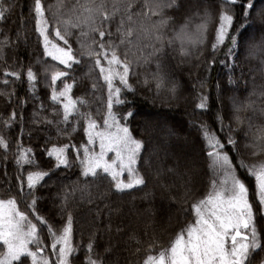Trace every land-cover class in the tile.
Here are the masks:
<instances>
[{
  "label": "snow or ice",
  "instance_id": "snow-or-ice-1",
  "mask_svg": "<svg viewBox=\"0 0 264 264\" xmlns=\"http://www.w3.org/2000/svg\"><path fill=\"white\" fill-rule=\"evenodd\" d=\"M18 7L16 0H0V98L11 109L7 115L0 112V264H132L142 248H159L143 264H264V6L257 8L254 0H32L30 15L42 52L32 54L26 65L20 52L30 37L23 12L14 34L4 28ZM253 26L259 35L241 61L238 37ZM216 65L227 70V84L242 81L247 92L243 99L230 97L228 122L219 113L218 129L194 120L202 138L198 151L188 144L146 147L131 127L128 94L143 88L154 101L173 106L189 90L196 100L192 114L199 109L202 115L209 111V75ZM80 67L87 71L77 78L73 73ZM97 70L103 97L93 78ZM177 70L187 72L183 83ZM84 80L91 83H83L84 94L74 97L73 88ZM17 81L27 84L29 98L17 96ZM42 82L51 103L38 94ZM214 87L217 99L234 91L220 80ZM30 102L28 138L55 131L68 140L45 147L54 158L48 170L20 139ZM14 126L20 136L13 140ZM78 128L86 136L79 146L71 140ZM51 139L47 136L45 145ZM142 153L149 157L143 171L138 166ZM201 153L212 174L206 192L199 184ZM74 166L77 178L60 184L54 195L50 190L60 217L54 226L38 210L41 193L54 169ZM133 192L143 193L144 206L133 203L124 214L128 224L121 219L124 227L115 229L119 235L135 225L121 248L112 242V217L122 211L112 206V197ZM84 206H92L87 209L91 230L87 242L82 230L76 244L73 211ZM174 228L168 246H162L161 237Z\"/></svg>",
  "mask_w": 264,
  "mask_h": 264
},
{
  "label": "trees",
  "instance_id": "trees-1",
  "mask_svg": "<svg viewBox=\"0 0 264 264\" xmlns=\"http://www.w3.org/2000/svg\"><path fill=\"white\" fill-rule=\"evenodd\" d=\"M49 0H45V3H48ZM16 3L19 5L17 8L16 13L11 17L7 25L4 26L5 30L8 29L12 30V33H15V30L21 26V21L19 18V14L22 11L23 17H24V26L27 28L29 32V42L26 46L21 47L20 54L24 57V63L27 64L29 57L32 54L42 52V45L37 44L36 41V33L34 32V20L32 19L30 15V8L32 5V0H16ZM255 6L257 8L264 6V0H254ZM237 11H239V6H237ZM215 23V22H214ZM236 25L234 24V27ZM214 24L209 26V38L211 39L214 35L213 33ZM241 35L238 37V49L237 54L240 55V60L244 61L245 56L247 55L245 48L247 45L254 40V38H257L258 28L256 27H249L247 29L241 30ZM227 44V41L225 42ZM77 45L73 44V48H76ZM225 49L222 47L221 53H223ZM223 55H219L218 59H222ZM44 59L49 60L50 63L55 64L56 62L51 61L50 58L45 57ZM11 63V61H9ZM173 64H175V60L172 61ZM255 63V62H254ZM2 67V66H0ZM63 67V66H60ZM75 67V66H74ZM223 66L222 65H216L213 70L211 71L209 75V80L211 81L210 87H209V111L204 114H200V110H195V115H193L194 111V104L196 103L195 100V93L189 90L184 91V97L185 99L181 100V102L178 105L169 106L168 104L162 103L159 99L153 100V93L143 89L138 88L135 94L129 93L127 96L128 101L130 102L127 105V108H130L133 111V117H130L129 120L131 122V127L135 129L138 133H140L146 140V147L151 145H161L163 147L164 145H183L188 144L190 146H195L197 148V151L202 146V138L200 136V133L197 131L196 126L193 124V121L195 120L197 124L200 121H205L207 124L212 127L213 129H218V124L216 123V117L217 114H222L225 117V122H228V119L230 117V97L235 96L239 99H243L247 92L244 89V84L242 81H238L237 83L233 84H227V70L222 71ZM87 69L84 67L78 68L73 75H75L77 78H82L84 75V72H86ZM140 71H143L141 69ZM236 76H239V72L236 73ZM93 78L97 80L98 88H100L99 95L101 97L106 95V91L102 87L103 81L99 79L98 76V70L93 73ZM177 78L181 80L183 83L184 80H187V72L186 71H179L177 70ZM2 79V77H0ZM217 80L221 81L222 85H227L228 88L233 89L234 91L227 93V95L222 96L220 99H217L218 92L214 87V84ZM257 81H259V76L257 75ZM71 82V81H69ZM83 83H91V80H84L82 83H78L76 87L73 88V96H80L83 95ZM59 85V82H57ZM0 87H3V85H0ZM16 89L17 96L23 97V98H29L31 96V93L28 92V86L26 83H22L17 81L14 85ZM190 87V85H189ZM50 93V89L47 87V82H42L41 85L38 86V94L42 99L46 101V103H51L48 101L47 97ZM97 108V104L92 105V109L95 112V109ZM11 109L5 104L2 98H0V112L4 113V115H7L8 112ZM32 110V102L29 103L27 109L25 110V127H24V135L20 136V129L18 126H14L10 130L11 138L14 140L18 136H20L21 141L25 144V146H31L35 153V159L40 165V167L44 170H48L52 167V164L54 163V158H50L47 156L45 147L51 148L52 144L55 143L57 146H59L62 143H67V138H57L55 131L49 132V133H40L36 134L33 132L32 138H28V131H29V125L27 123V118L30 115V112ZM121 111H124L126 109L122 108ZM101 111L103 109L101 108ZM148 127H147V124ZM146 129L148 131H146ZM168 133H171L169 135ZM219 134V133H218ZM47 136H51L52 139L48 141V143L45 145V139ZM239 139V137H237ZM72 143L79 146L80 144L86 142V136L83 133L82 128H78L75 132L72 133L71 136ZM2 149H0V153H2ZM149 152H151V148H149ZM163 155V153H161ZM230 155H234V153L230 152ZM246 155V153H245ZM142 159L138 166L141 167V171L144 170V160L148 159L149 157L145 154H141ZM200 174H199V184L203 191H207L208 189L205 188V185L208 184L209 179L211 177V172L208 170L207 165L204 161L203 154H200ZM9 179L11 180L15 175V167L11 162V159L9 160ZM79 172V168L74 166L70 170H65L63 168L61 169H54V175H52L51 180L48 182V186H46L42 190V196L43 199L39 202L38 210L41 215L45 216L46 219L49 220L50 223H53L54 226H58V222L60 217L56 215V208L54 203L51 199H49V194L51 190V194L54 195L55 191L57 190V187L60 184H69L72 181H74L77 178V173ZM48 179L47 177L45 178ZM107 183V182H106ZM13 188H15V184L13 182ZM143 195V193L140 192H133L132 196H113L112 200L114 201V204L112 205L114 208L119 207L122 211L120 215H113L112 217V229H113V243H118V247H123V240L125 237V234L130 228L134 227V224L128 225V227L125 228V232L117 235L115 233V229L119 227H124L123 224H121V219L124 220V224H128V217L124 214L128 213L129 208L133 203H135L138 207H143V203L140 200V197ZM133 197H135V200H133ZM18 203H20L21 209L23 210L25 205L20 201L18 198ZM92 206H84L77 208L73 211V215L76 218L75 224H74V243L79 244L81 241V231L83 230V240L84 242H87L88 239V233L91 230L88 221L91 219L88 208ZM175 210H173L174 212ZM134 219V218H133ZM184 219L191 220V216H186ZM35 222V221H34ZM107 223V221H104ZM103 227V225H101ZM178 228L169 229L168 232L164 233L161 237V245L162 246H168L170 240L173 238L175 231H177ZM46 243H49L50 241L46 240ZM159 248L153 249L151 252H146L143 248L141 251L136 255L131 257L132 264H143V261L146 259L147 255L151 254H158ZM121 257L127 255L124 252L120 253Z\"/></svg>",
  "mask_w": 264,
  "mask_h": 264
},
{
  "label": "rangeland",
  "instance_id": "rangeland-1",
  "mask_svg": "<svg viewBox=\"0 0 264 264\" xmlns=\"http://www.w3.org/2000/svg\"><path fill=\"white\" fill-rule=\"evenodd\" d=\"M147 124V123H146ZM147 127H148V124H147ZM98 150V149H97ZM112 154L110 153L109 156H111ZM153 255H156V254H153Z\"/></svg>",
  "mask_w": 264,
  "mask_h": 264
}]
</instances>
